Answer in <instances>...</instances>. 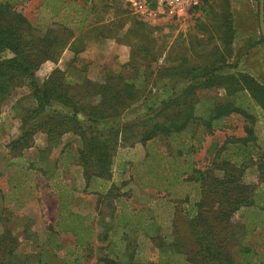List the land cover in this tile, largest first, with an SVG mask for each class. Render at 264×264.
I'll return each instance as SVG.
<instances>
[{"label": "trees", "instance_id": "obj_1", "mask_svg": "<svg viewBox=\"0 0 264 264\" xmlns=\"http://www.w3.org/2000/svg\"><path fill=\"white\" fill-rule=\"evenodd\" d=\"M253 1L259 16V0ZM215 3L202 0L192 10L207 14ZM220 15L222 18L212 26L221 46L216 43L208 48L199 39L198 45L203 46L200 62L182 52L178 65L159 66L155 70L153 63H158L161 55H157L153 46L141 44L139 50L144 53L146 64H134L133 60L120 71L104 68L101 81L91 79L87 67L75 63L69 64L66 70L55 69L40 80L37 75L40 65L47 60L57 61L67 46L66 29L40 34L39 28L33 27L11 1L0 0V109L19 88L28 90L13 107L19 117V129L17 136L7 144L12 158L9 163L24 159V153L34 147L39 133L46 138L38 159L44 165L57 151L58 157H62L75 146L76 162L82 168L86 187L94 185L100 202L112 195L104 194V189L113 177L119 147L140 143L149 150L144 164L143 161L133 164L141 183L160 188L161 182L178 181L192 183L196 189L193 210L187 211L192 246L182 250L181 242L153 237L171 247L162 251L166 258L159 264H233L231 246L253 230L251 222L241 225L236 216L254 208L264 209L260 204L264 195L258 190L259 183L245 181V172L252 167L261 169L259 180L264 181V135L258 134L260 117L255 112L257 106L264 114V83L251 71L240 68L241 59L231 61L235 53L232 45L235 28L227 11ZM258 44L264 45L261 30L258 37L244 43L243 55ZM72 48L75 54L82 50L74 43L69 44V49ZM209 89H223L226 98L202 97L201 93ZM27 100L29 103L25 105ZM233 114L243 119L242 135L229 137L217 149L210 166L198 167L182 156L193 152L192 144L182 141V137L190 132L194 137L196 130L212 134ZM197 138L201 139L200 134ZM160 140L167 144L178 142L179 158L163 157L166 167L163 171L174 172L166 176L158 171L161 159L150 153L154 143ZM144 165H149L146 179L138 172ZM27 166V170L44 171L36 162ZM182 168L185 170L181 173ZM184 200H189V196ZM128 217L122 210L112 218L116 229L113 236L109 235L108 248H113L100 257V264H134L135 253L123 256V240L116 238ZM254 220L261 222L259 218ZM59 226L60 222L48 227L49 240L57 238L52 246L60 249L65 245L59 232L76 235V245L72 251L68 250L70 255H75L74 259H61L51 251L53 249L38 254L22 253L15 230L7 228L0 234V264H55L58 259L57 264H81L82 256L77 251L88 247L91 241L86 240V235L92 228L79 230L80 225ZM240 247L243 264H261L262 255L259 259L248 256L252 246Z\"/></svg>", "mask_w": 264, "mask_h": 264}, {"label": "rangeland", "instance_id": "obj_2", "mask_svg": "<svg viewBox=\"0 0 264 264\" xmlns=\"http://www.w3.org/2000/svg\"><path fill=\"white\" fill-rule=\"evenodd\" d=\"M9 1L27 17L33 27L39 28L40 34L66 29L65 39L68 43H74L77 49L82 48L75 54L67 43L57 61L47 60L40 65L37 71L40 80H44L55 69L66 70L69 64L75 63L86 66L87 75L91 79L101 81L104 68L120 71L133 60L134 64H146L144 53L139 50L141 44L153 46L157 55H161L158 63H153L155 70L159 66L178 65L182 52L200 62L203 60L200 56L203 46L198 45V40L201 39L202 44L205 43L208 48L216 43L221 46L212 24L222 18V11H227L235 28L232 44L235 53L231 61L241 59L240 68L251 71L264 83V45L258 44L243 55L244 43L249 38L258 37L260 33L257 4L253 0H214L216 3L208 8L207 14L191 9L187 15L178 19L162 15L139 17L123 0ZM27 93L25 87L19 88L0 109V234L7 228L15 230L22 253L38 254L53 249L51 251L61 259H74L75 255H70L68 250L72 251L76 245V235L69 231L59 232V238L65 247L53 248L52 243L54 241L55 244L57 238L49 240L48 227L57 225L58 222L60 228L80 225L79 230H83L89 226L92 231L86 235V240L91 242L87 248L77 252L82 256L81 264H100V257L113 248H108L109 235L113 236L116 229L112 218L124 210L130 217L123 222V231L116 238L117 241L123 240V256L127 257L132 251L135 253L134 264H159L162 258H166L163 254L171 247L155 240L153 237L156 236L164 241L181 242L182 250L192 246L187 211L193 210L192 203L196 197L194 184L161 182L160 188H153L141 183L136 177L137 170L133 164L141 161L144 164L149 150L140 143L130 147L123 144L119 147L113 177L104 189V194L110 192L112 195L102 198L100 202L99 195L94 193L96 188L93 184L86 187L82 169L74 163L75 146L62 157H58L57 151L44 165L38 159L39 150L44 147L46 138L43 133H39L34 147L24 153V159L16 164L9 163L12 158L7 144L17 136L19 129V117L13 107ZM201 95L209 99L226 98L223 89L205 90ZM26 103L29 101H24L25 105ZM255 112L260 117L257 130L262 137L264 114L257 106ZM242 129V117L233 114L212 134L196 130L197 134L193 137L190 132L181 140L191 143L193 152L189 156H182L188 157L198 167H208L215 159L217 149L229 137L242 135ZM198 134L201 139L197 138ZM177 143L167 144L160 140L154 143L150 151L151 155L161 159L158 171H162L165 176L174 172L163 171L166 168L163 157L179 158ZM32 162H36L37 167L44 171L25 169L27 163ZM182 163H185L184 159ZM144 166L138 172L146 179L149 165ZM184 170L182 168L180 172ZM260 171L257 167L247 169L245 181L258 182V190L264 195V181L262 178L259 180ZM186 195L189 200H184ZM260 204L264 206V197ZM255 218H259L261 222L255 221ZM236 219L241 225L251 222L253 230L247 231L244 237L239 238L238 243L231 246L233 264H243L241 245L252 246L248 256L259 259L258 256L262 255L261 264H264V209L258 207L245 213L240 212ZM59 227H56L57 231L60 230Z\"/></svg>", "mask_w": 264, "mask_h": 264}, {"label": "built area", "instance_id": "obj_3", "mask_svg": "<svg viewBox=\"0 0 264 264\" xmlns=\"http://www.w3.org/2000/svg\"><path fill=\"white\" fill-rule=\"evenodd\" d=\"M139 17L150 18L162 15L170 18H182L202 0H123Z\"/></svg>", "mask_w": 264, "mask_h": 264}, {"label": "water", "instance_id": "obj_4", "mask_svg": "<svg viewBox=\"0 0 264 264\" xmlns=\"http://www.w3.org/2000/svg\"><path fill=\"white\" fill-rule=\"evenodd\" d=\"M259 23L264 38V0H259Z\"/></svg>", "mask_w": 264, "mask_h": 264}, {"label": "crops", "instance_id": "obj_5", "mask_svg": "<svg viewBox=\"0 0 264 264\" xmlns=\"http://www.w3.org/2000/svg\"><path fill=\"white\" fill-rule=\"evenodd\" d=\"M178 19V18H177ZM33 148V147H32ZM31 148V149H32ZM30 150V149H29ZM74 163H76V165H77V162H76V157H75V162ZM34 169V168H33ZM82 169V168H81ZM36 170V169H35ZM37 170H38V168H37ZM40 171V170H39ZM42 172V171H41Z\"/></svg>", "mask_w": 264, "mask_h": 264}]
</instances>
